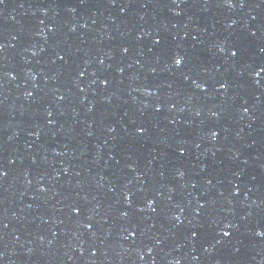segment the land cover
Returning <instances> with one entry per match:
<instances>
[{"label": "water", "instance_id": "obj_1", "mask_svg": "<svg viewBox=\"0 0 264 264\" xmlns=\"http://www.w3.org/2000/svg\"><path fill=\"white\" fill-rule=\"evenodd\" d=\"M0 171V264H264V0H2Z\"/></svg>", "mask_w": 264, "mask_h": 264}, {"label": "snow or ice", "instance_id": "obj_2", "mask_svg": "<svg viewBox=\"0 0 264 264\" xmlns=\"http://www.w3.org/2000/svg\"><path fill=\"white\" fill-rule=\"evenodd\" d=\"M0 2H2V0H0ZM173 2H175V0H173ZM225 3H226L227 6H229V7L232 6V0H225ZM231 55H232V56H236V55H237V52L233 51V52L231 53ZM182 59H183L182 57L177 56V57H174L173 62H174L175 65L179 66V65L182 63ZM255 75L259 76V75H260V72L257 71V72L255 73ZM197 87L203 88L202 85H197ZM220 87H221V88H224V87H226V85L221 84ZM29 95H30V94H29ZM137 131H138V132H142V129H137ZM211 135H212L213 138H214L217 134H216L215 132H212ZM3 175H5V173H3L2 171H0V176H3ZM125 199L127 200V196L125 197ZM147 203H148V206L151 208L153 202H152L151 200H149ZM153 211H155V209H153ZM176 219L179 220V217H176ZM227 227H228V225H225V228H227ZM261 234H262V233H260V232H257V233H256V235H258V236L261 235ZM223 235L227 237V236L229 235V233H228L227 231H224V232H223Z\"/></svg>", "mask_w": 264, "mask_h": 264}]
</instances>
